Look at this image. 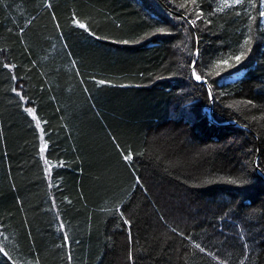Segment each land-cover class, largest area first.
<instances>
[{
    "label": "trees",
    "instance_id": "1",
    "mask_svg": "<svg viewBox=\"0 0 264 264\" xmlns=\"http://www.w3.org/2000/svg\"><path fill=\"white\" fill-rule=\"evenodd\" d=\"M261 11L0 0V264H264Z\"/></svg>",
    "mask_w": 264,
    "mask_h": 264
},
{
    "label": "snow or ice",
    "instance_id": "2",
    "mask_svg": "<svg viewBox=\"0 0 264 264\" xmlns=\"http://www.w3.org/2000/svg\"><path fill=\"white\" fill-rule=\"evenodd\" d=\"M194 2H195V0H193V3H194ZM235 2H236V3H240L241 0H235ZM260 15H261V16H264V11H261ZM192 23L195 24V20H193ZM79 26H80V27H84L83 24H80ZM158 31H163V29H158ZM248 43H249V41L246 40V41H245V44H248ZM245 55H246L245 52H241L240 54H238V55H236V56H234V57H231L230 59H234V60L237 62V64H239V62L241 61L242 57L245 56ZM224 62L227 63V60H225ZM229 66L231 67L232 65H229ZM193 76L195 77V79H196L197 81H202V74H199V73L197 72V70H196L195 67H193ZM204 82H206V81H204ZM100 83H103V81H100ZM14 91H15V89H14ZM17 94L19 95V93H17ZM22 98H23V97H22ZM26 110H27L30 114L34 113V111H35V110H34L33 108H31V107H27ZM37 126H39V123L37 124ZM44 147H45V148L47 147V144H46V143L44 144ZM122 155H123V158H124V160H125L126 162H131V161L133 160V155H132L131 153H128L127 155H125V154L122 152ZM236 182H237V181H233V183H236ZM239 182H240V183H247L246 180H241V181H239ZM137 183H140L139 178H137ZM50 186H51V185H50ZM125 222L127 223V221H125ZM60 227L62 228V227H63V224H61ZM65 241H67V236H65ZM195 246H196V247H200L199 245H195ZM0 251H2V249H0ZM201 251H203L202 248H201Z\"/></svg>",
    "mask_w": 264,
    "mask_h": 264
},
{
    "label": "water",
    "instance_id": "3",
    "mask_svg": "<svg viewBox=\"0 0 264 264\" xmlns=\"http://www.w3.org/2000/svg\"><path fill=\"white\" fill-rule=\"evenodd\" d=\"M203 83L206 85V87H207V89H208V91H209V93H210V96L212 97L211 89H210V87L208 86L207 82H204V81H203Z\"/></svg>",
    "mask_w": 264,
    "mask_h": 264
}]
</instances>
